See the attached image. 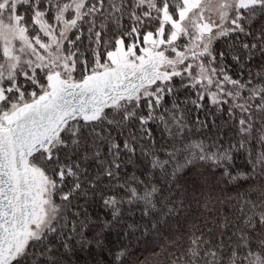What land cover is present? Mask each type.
Segmentation results:
<instances>
[{"label":"snow or ice","instance_id":"snow-or-ice-1","mask_svg":"<svg viewBox=\"0 0 264 264\" xmlns=\"http://www.w3.org/2000/svg\"><path fill=\"white\" fill-rule=\"evenodd\" d=\"M0 264H264V0H0Z\"/></svg>","mask_w":264,"mask_h":264},{"label":"trees","instance_id":"trees-1","mask_svg":"<svg viewBox=\"0 0 264 264\" xmlns=\"http://www.w3.org/2000/svg\"><path fill=\"white\" fill-rule=\"evenodd\" d=\"M218 47L224 48L225 45L223 43H220L218 45ZM155 134H156L157 138H159V136H160L159 129L155 130ZM237 163L239 165H242L244 163V161L241 158L237 161ZM197 172H204L205 175L208 177V183L205 187L201 188L199 191H197L195 193H193L191 191L188 192L190 208L188 210V213H186V214L189 215V220H191L195 216L200 215V211H201L200 204L202 203L203 199L211 198L212 200H215L218 197L223 198L225 196H235L236 195L235 190H233L231 188V186H226L223 183H220V187H214V184L216 183V181L212 180V171L210 169L205 170L203 167H201V168H198L195 170H189L187 172L186 178L189 181H191L195 177V174ZM217 176H218V173H217ZM201 182H203V181H201ZM221 189H224V191H222ZM241 191H243V189H241ZM215 207L219 211L221 206L219 204H216ZM90 211H92V210L90 209ZM95 211L100 212L102 210L97 208V209H95ZM181 222H184L183 217H181ZM135 251H136V255L141 256L142 258L149 255V252L146 250L145 245L138 246V248Z\"/></svg>","mask_w":264,"mask_h":264}]
</instances>
